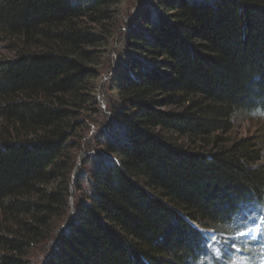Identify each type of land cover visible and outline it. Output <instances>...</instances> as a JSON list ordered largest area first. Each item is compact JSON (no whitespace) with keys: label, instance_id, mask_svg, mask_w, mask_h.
I'll return each mask as SVG.
<instances>
[{"label":"trees","instance_id":"trees-1","mask_svg":"<svg viewBox=\"0 0 264 264\" xmlns=\"http://www.w3.org/2000/svg\"><path fill=\"white\" fill-rule=\"evenodd\" d=\"M149 4L109 68L116 103L71 216L113 37L98 26L123 1L0 0L15 52L0 58V264H30L59 221L44 264H225L206 231L264 210V143L218 134L264 113V0Z\"/></svg>","mask_w":264,"mask_h":264},{"label":"rangeland","instance_id":"rangeland-1","mask_svg":"<svg viewBox=\"0 0 264 264\" xmlns=\"http://www.w3.org/2000/svg\"><path fill=\"white\" fill-rule=\"evenodd\" d=\"M123 5L120 8L116 22H105L98 26V30H104L112 33L109 54L105 58V66L102 69L103 75L100 78V85L97 89L98 111L96 114L89 116L88 127L82 132V149L78 153L75 174L73 176L71 207L69 214L72 216L75 211L78 198L81 197L82 190H79L75 183L78 179V173L81 170L88 169L89 165H84L87 156L94 155L91 151L97 147V139L104 130L106 123L111 121V113L109 109L116 103V95L112 93L110 88V72L109 68L116 64V60L124 49V36L133 28L132 19L139 12L149 7L150 0H122ZM118 9V8H117ZM9 41L0 37V58H13L15 52L9 46ZM94 113V112H93ZM222 139L233 142L242 138H254L256 141L264 143V113L259 109L254 110L252 114H238L233 119V128L230 132L218 133ZM264 164V159L262 161ZM82 189L87 188V183H82ZM258 212V211H257ZM263 213L264 210L258 212ZM257 215V219L247 224L246 227L230 231L215 232L206 231L207 247L215 255L219 263L225 264H264V217ZM242 224L238 225L241 227ZM64 229V223L56 222L52 229L51 237L36 245L28 259L30 264H44L49 252L52 250L55 239L58 236V230ZM232 230V231H231ZM256 256L258 257L257 260Z\"/></svg>","mask_w":264,"mask_h":264}]
</instances>
